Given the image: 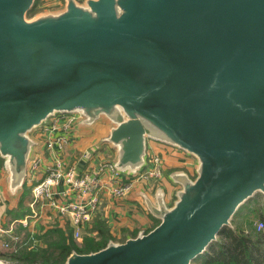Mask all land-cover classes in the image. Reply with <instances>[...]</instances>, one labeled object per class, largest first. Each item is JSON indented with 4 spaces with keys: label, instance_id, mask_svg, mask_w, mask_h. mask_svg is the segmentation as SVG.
<instances>
[{
    "label": "water",
    "instance_id": "water-1",
    "mask_svg": "<svg viewBox=\"0 0 264 264\" xmlns=\"http://www.w3.org/2000/svg\"><path fill=\"white\" fill-rule=\"evenodd\" d=\"M34 4L0 0L6 188L24 183L32 129L103 116L118 173L143 168L153 139L194 157V174L168 172L171 201L160 184L140 192L152 228L59 264H191L264 194V0H63L28 18Z\"/></svg>",
    "mask_w": 264,
    "mask_h": 264
},
{
    "label": "crops",
    "instance_id": "crops-1",
    "mask_svg": "<svg viewBox=\"0 0 264 264\" xmlns=\"http://www.w3.org/2000/svg\"><path fill=\"white\" fill-rule=\"evenodd\" d=\"M36 7L40 10L46 8H53L62 5L60 0L58 3L52 4L51 0H35ZM54 116L49 117L44 123L31 130L30 136L33 141L31 152L28 156L27 165L32 158L40 156L42 159L41 165L38 167L34 174H31L26 170L24 182L30 188L33 183L40 179L45 173V164L47 162L59 160L62 162L63 167L74 165L77 167L80 173L93 174L99 163L111 162L116 156L115 147L105 139L108 135L110 124H101L98 120L90 123L75 122L68 128L59 124L55 129H49L50 124L54 122ZM54 123L58 124V121ZM109 123V122H108ZM94 126H90L93 125ZM57 136L65 137V141L59 145L55 143L53 148L47 147L46 142L55 139ZM89 151L87 157H82V153ZM147 157L152 153L161 155L165 170L160 176L159 180L153 182V180L141 178L135 180L132 185L131 191L121 197H117L108 188H102L100 190L101 202L99 207L95 210L89 209V219L81 227L80 234L94 235L98 237L96 229H93L94 221L99 220L104 223L109 234H111L114 240H124L127 236H134L138 231H146L148 228H152L155 218L146 208V205L141 197L140 192L145 191L147 194H152V189L160 184L167 195V201L169 197L172 198L173 191L178 187V184L173 183L168 176V172L171 170H183L189 174H194L195 159L191 155H188L185 151L172 146L170 144L148 139L147 140ZM147 166V163H146ZM145 166L139 169L134 174L119 173L115 174L109 169H104L99 175L107 183L112 182L116 177H135L138 173L144 170ZM64 185H59L58 189L61 190ZM6 186L5 176L2 170V176L0 179V224L3 227L13 226L12 234L19 235L20 241L13 242L11 248L17 249L23 245L29 247L40 245L42 243L39 238V234L45 231L49 227H60L65 231L70 229V234L73 237V223L68 211L60 213L58 208L44 201L38 203L36 213L30 217L27 225H24L15 219L25 217L32 212V208L29 203V212L21 215L20 217H10L9 212L15 205L16 198L13 200L6 199ZM171 194V196H169ZM56 198V197H55ZM77 195L74 191H70L66 196L57 197V201L60 203H69L77 201ZM31 201V200H30ZM40 202V201H38ZM17 226L22 227V231L18 234L15 229ZM11 233H6L2 237L8 239ZM25 234V235H23ZM8 237V238H7ZM75 241V240H74ZM0 250H5L0 248Z\"/></svg>",
    "mask_w": 264,
    "mask_h": 264
},
{
    "label": "trees",
    "instance_id": "trees-1",
    "mask_svg": "<svg viewBox=\"0 0 264 264\" xmlns=\"http://www.w3.org/2000/svg\"><path fill=\"white\" fill-rule=\"evenodd\" d=\"M35 7L36 1L29 12H34ZM29 198L30 188L24 182L9 216L20 217L29 212V206L26 203ZM250 214L262 219L264 224V204H257L249 209L246 216ZM157 222L158 220L155 219L152 226ZM252 222L253 218H250L246 222L247 227L239 223L233 228L221 229L219 238L209 245L206 252L194 259L198 262L196 264H264V228L257 229ZM93 229L97 231V238L94 235H84L81 243L77 244L70 234V229L65 231L60 227H49L39 234L42 241L40 245L32 247L23 245L16 250H0V257L27 264H59L72 250L78 252L96 250L112 238L102 221H94ZM15 231L20 234L22 227L17 226Z\"/></svg>",
    "mask_w": 264,
    "mask_h": 264
},
{
    "label": "built area",
    "instance_id": "built-area-1",
    "mask_svg": "<svg viewBox=\"0 0 264 264\" xmlns=\"http://www.w3.org/2000/svg\"><path fill=\"white\" fill-rule=\"evenodd\" d=\"M59 1L60 0H51L52 4L58 3ZM78 116L80 117V114L78 113L77 115L75 112L56 114L54 116V122L58 121V124L52 122L49 129H55L59 124L68 128L77 121ZM64 141L65 137L57 136L55 139L47 141L46 144L47 147L53 148L55 143L61 145ZM88 152L89 151L82 153V157H87ZM41 163V157L36 156L31 159L26 170L31 174H34ZM104 169H109L111 172L119 174L110 162L99 163L92 175L85 172L80 173L74 165L63 167L62 162L59 160L51 161L50 163L47 162L45 164L44 175L33 183L31 187L32 198L29 205L34 209H32L30 214H27L23 218L15 219L14 221L27 225L29 218L36 213L35 206L38 203L46 201L58 208L60 213L66 211L69 212L74 228L73 235L74 237H77L81 232V227L89 219V209L95 210L99 207L101 202L99 193L102 188H108L112 194L121 197L131 191L135 180L143 177L146 179L151 178V180L155 182L159 180L162 175L161 159L157 153H152L147 157V166L145 165L144 170L141 173H138L135 177H116L115 180L107 183L99 175ZM1 176L2 169L0 167V179ZM59 185H64V188L59 190ZM70 191L75 192L77 195V201H72L67 204L57 201V197L66 196ZM262 224L263 223L259 221V223H256V228L260 229ZM12 228L13 226L9 225L8 227H3L0 224V248H11V241H20L19 235L12 234ZM6 233H11L12 235H10L8 239L3 238L2 236Z\"/></svg>",
    "mask_w": 264,
    "mask_h": 264
},
{
    "label": "rangeland",
    "instance_id": "rangeland-1",
    "mask_svg": "<svg viewBox=\"0 0 264 264\" xmlns=\"http://www.w3.org/2000/svg\"><path fill=\"white\" fill-rule=\"evenodd\" d=\"M39 10H40V8H38V7H35V9H34V12H28L27 14H26V16L28 17V18H31L32 16H34L35 14H37V12H39ZM77 115H78V113L77 112H75ZM80 117H81V114H80ZM80 117L78 116V118H77V120L78 119H80ZM96 120H98L101 124H104V125H107V124H109L108 122V120L105 118V117H103V116H100L99 118H97ZM96 120H95V122H96ZM91 124V123H90ZM90 126H94V124L93 125H90ZM159 157H160V159H161V172L162 173H164V170H165V165H164V162H163V159H162V157H161V155H159ZM0 165H1V162H0ZM3 173H5V171L3 170ZM154 191V188L152 189V192ZM19 192V191H18ZM18 192H17V195H18ZM6 199H8V200H13L14 198H16L17 197V195L15 196V197H13V192H9V190H8V188H6ZM173 194V193H172ZM166 195V194H165ZM169 196H171V194L169 195ZM31 198H32V195H31V193H30V198L28 199V201H26V203L28 204L29 202H30V200H31ZM168 197H167V195H166V199H167ZM172 200V198H170L169 197V201H171ZM257 204H259V205H263L264 204V194L263 193H261V192H256L255 194H253L250 198H248L244 203H242L240 206H239V208H238V210L236 211V213H235V215H233V217H232V219H231V223H230V225H228V226H224L222 229H226V228H233L236 224H239V223H241L242 225H244L245 227H247V221L248 220H250V218H253V225H256V223H259V221H263L262 219H258L256 216H254V215H247L246 216V213L249 211V209H251L252 207H255V205H257ZM247 207H250V208H248L247 209ZM152 224H154V221H153V223ZM257 227V226H256ZM262 228H264V224H262V226H261V228L260 229H262ZM73 234V233H72ZM219 238V236H217V238L216 239H218ZM73 239L75 240V242L77 243V244H80L81 243V240L83 239V237H82V235L79 233V235L77 236V237H74V235H73ZM0 259L1 260H6V261H9V262H13V263H18V264H27V263H23V262H16V261H11V260H8V259H6V258H2V257H0ZM51 261H53V259H51ZM196 263H198V262H196L195 260L194 261H192L191 262V264H196Z\"/></svg>",
    "mask_w": 264,
    "mask_h": 264
}]
</instances>
